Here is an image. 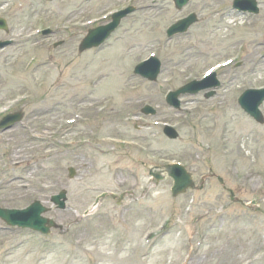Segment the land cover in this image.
Listing matches in <instances>:
<instances>
[{
  "label": "rangeland",
  "instance_id": "1",
  "mask_svg": "<svg viewBox=\"0 0 264 264\" xmlns=\"http://www.w3.org/2000/svg\"><path fill=\"white\" fill-rule=\"evenodd\" d=\"M258 1V14L243 15L233 0H191L182 10L173 0H0L10 28L0 40H14L0 50V111L24 114L0 130V204L51 206L66 190L67 208L48 216L65 229L78 222L46 236L1 220L0 264H264V123L238 103L264 86ZM130 4L135 10L101 47L79 51L88 28ZM192 11L199 22L169 38L167 28ZM151 53L162 62L156 82L134 74ZM228 59L213 97L167 104L168 91ZM145 104L157 113L143 114ZM174 162L197 185L210 169L224 184L208 177L202 190L175 197L171 178L155 183L148 171ZM126 191L133 194L121 205L108 196L92 208L101 193Z\"/></svg>",
  "mask_w": 264,
  "mask_h": 264
},
{
  "label": "water",
  "instance_id": "2",
  "mask_svg": "<svg viewBox=\"0 0 264 264\" xmlns=\"http://www.w3.org/2000/svg\"><path fill=\"white\" fill-rule=\"evenodd\" d=\"M175 5L178 9H182L189 0H174ZM234 7L241 11H250L253 13L259 12V7L257 6V0H234ZM134 10L133 7H129L126 10H122L113 15V21L107 25L99 26L95 29L89 30V33L83 38L79 51L83 52L85 50L99 47L105 40L111 35L113 31L120 25L121 20L127 14ZM197 16L191 14L190 16L178 20L175 24L171 25L167 32L169 37H173L176 34L186 32L189 27L197 22ZM0 29L8 30L7 22L0 18ZM11 41H0V48L10 44ZM161 72V62L158 58H151L138 64L135 68V73L141 75L150 80H156L159 73ZM219 82L215 80V75L209 77L206 80L193 81L178 90L171 92L167 97L171 105L175 107L180 106L179 96L186 93H197L202 89L208 87L218 86ZM214 92L207 94V97L213 95ZM264 101V88L261 89H248L240 97L239 102L246 112L253 116L260 123H264V117L260 110V105ZM143 112L155 113V110L147 105L144 107ZM22 114H13L7 116L0 124L2 128H9L16 122L20 121ZM165 133L170 138H177L178 133L172 127H166ZM162 171H167L169 176L174 180L173 192L174 195H178L185 192L189 187L194 185L192 175L187 172V170L180 165H166L162 168ZM69 176L73 178L76 175V170L74 168L69 169ZM157 179L163 178V175H156ZM107 193L102 194L100 197L106 196ZM116 197L115 194H112ZM98 198L97 202L99 201ZM123 197V196H122ZM51 201L57 205L59 209L66 208L67 201V191L63 190L59 194L53 195ZM51 208L44 205L40 200L33 201L29 206L23 209L16 208H2L0 206V219H3L6 223L11 226H19L21 228H30L35 231H40L44 234H50L52 228L60 227L54 219L45 216Z\"/></svg>",
  "mask_w": 264,
  "mask_h": 264
}]
</instances>
